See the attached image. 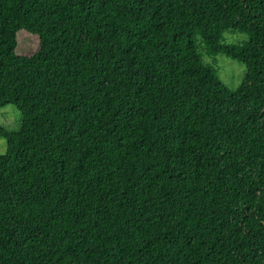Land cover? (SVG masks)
Masks as SVG:
<instances>
[{
  "label": "trees",
  "instance_id": "obj_1",
  "mask_svg": "<svg viewBox=\"0 0 264 264\" xmlns=\"http://www.w3.org/2000/svg\"><path fill=\"white\" fill-rule=\"evenodd\" d=\"M7 105L0 264H264V0H0Z\"/></svg>",
  "mask_w": 264,
  "mask_h": 264
},
{
  "label": "rangeland",
  "instance_id": "obj_2",
  "mask_svg": "<svg viewBox=\"0 0 264 264\" xmlns=\"http://www.w3.org/2000/svg\"><path fill=\"white\" fill-rule=\"evenodd\" d=\"M224 36L227 43H241L248 39L246 34H241L234 30L227 31ZM197 45L198 51L202 53L203 62L217 68L221 80L229 89L238 88L245 78L246 67L225 54L207 55L204 51L205 46L200 40L197 41ZM0 125L14 132H18L21 129V116L15 106L7 105L0 109ZM6 149V140L0 138V156L5 154Z\"/></svg>",
  "mask_w": 264,
  "mask_h": 264
}]
</instances>
